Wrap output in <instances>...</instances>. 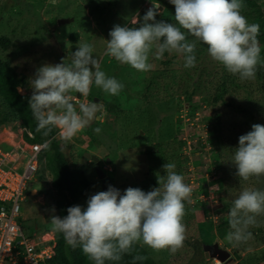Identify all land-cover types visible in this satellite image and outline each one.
Segmentation results:
<instances>
[{
  "label": "rangeland",
  "instance_id": "374dc122",
  "mask_svg": "<svg viewBox=\"0 0 264 264\" xmlns=\"http://www.w3.org/2000/svg\"><path fill=\"white\" fill-rule=\"evenodd\" d=\"M149 1L160 5V0H0V59L10 63L30 81L40 66L62 60L70 63L72 52L79 43H94L93 55L101 70L115 77L124 88L119 95L113 96L93 84L86 96L72 94L77 107L89 103L94 96L104 102L99 121L71 139L73 146L69 153L76 149L79 158L74 161L89 179L87 196L75 205L87 207L88 197L103 191L95 163L84 157L85 152L100 158L101 167L122 192L130 186L145 192L158 187L157 175H165L162 165L173 162L177 173L182 174L185 183L193 189L191 203L185 202L186 239L175 254L168 249L155 251L139 244L158 264H237L241 261L264 264V215L257 217L258 226L250 227L252 238L233 247L226 240L231 230L229 214L220 210L227 206L226 198L233 201L244 188H256L258 180L254 177L248 181L240 180L233 165L225 181L212 183L229 164L225 158L215 156L220 147L213 133L212 115L216 109L220 112L226 134L235 131L242 116L228 110L224 104L212 106L202 91L188 100L181 76H193L194 69L186 70L179 56L170 54L171 62L164 64V56L156 59L150 55L153 68L139 72L105 55L109 32L114 25L138 27L135 21L142 22ZM254 1L264 11V0ZM242 2L241 12L244 13L250 5L247 0ZM159 10L162 11L163 7ZM61 18H73V21L60 24ZM156 20L176 23L174 14L166 12L157 15ZM1 38H8L5 46ZM220 64L210 55H204L197 66L218 71ZM165 71L172 73L167 75ZM248 80L246 82L256 88V78ZM30 86L28 90L19 88V91L32 93ZM96 89L101 90L100 95L94 94ZM107 103L117 106L118 110L108 111ZM255 119L262 121L264 117ZM19 124L20 121L16 122V129L13 128L18 134L23 130ZM13 125L2 126L0 133L4 129L9 131ZM96 128L101 131L97 133ZM6 137L9 139L7 133L0 134V140ZM10 137L13 139L14 136ZM45 164L42 160L36 174L37 181L32 182L31 191L21 202V221L29 233L37 232L38 228L39 234L51 231L57 234L50 218L63 216L56 206L58 195L51 185L53 173ZM260 189L264 190V183ZM219 204H223L222 207L215 208ZM203 206L209 209L204 210ZM199 227L206 230L203 237ZM214 242L231 253V260L222 262L218 258L206 257L203 244Z\"/></svg>",
  "mask_w": 264,
  "mask_h": 264
},
{
  "label": "clouds",
  "instance_id": "9594fccd",
  "mask_svg": "<svg viewBox=\"0 0 264 264\" xmlns=\"http://www.w3.org/2000/svg\"><path fill=\"white\" fill-rule=\"evenodd\" d=\"M175 7L176 23L156 20L160 5L154 4L139 26L114 25L107 39L105 55L139 72L153 68L150 55L163 59L164 53L184 57V67L196 66L197 44L207 45L210 57L241 80L254 79L257 66H264L258 40L260 25L249 23L242 14V0H169ZM152 21V22H150ZM187 30L195 39L189 41ZM94 43H79L71 62L40 66L30 79L32 93L29 107L37 121V131L48 137L54 128L65 141L82 132L95 118V104L73 103V93L88 95L92 85L110 95H119L124 85L101 70L94 57ZM95 131L99 133L100 128ZM49 142L44 141L47 148ZM93 161V160H92ZM235 175L244 181L264 176V125L254 123L251 130L238 138V147L228 161ZM165 175H157L158 187L145 192L128 187L121 194L112 185L79 204L67 208V215L51 216L53 230L63 234L71 248L80 247L93 264L120 261L142 243L155 251L168 249L172 254L186 239L185 202L191 203L192 187L177 173L173 162L162 165ZM112 179V178H111ZM54 211V209H53ZM264 215V190L244 188L233 200L228 215L230 231L226 240L237 247L252 238L250 227L258 226ZM221 246V245H220ZM222 247V246H221ZM147 257L134 256V261Z\"/></svg>",
  "mask_w": 264,
  "mask_h": 264
},
{
  "label": "trees",
  "instance_id": "16d2710c",
  "mask_svg": "<svg viewBox=\"0 0 264 264\" xmlns=\"http://www.w3.org/2000/svg\"><path fill=\"white\" fill-rule=\"evenodd\" d=\"M94 1V0H89ZM250 9L242 13L245 15L249 23H258L260 25V34L258 40L261 47V58H264V11L254 0H247ZM163 10H159V14L168 13L175 14V7L167 0L158 1ZM184 29H182L183 31ZM186 36L189 41L195 39L186 30ZM8 38H1V43L5 46ZM174 53V52H173ZM169 52L164 53V64H169L171 59L170 54L179 56L181 62H184V57L181 54H173ZM209 54L207 52V45L203 43L197 44L196 50V66L193 68H185L186 70L194 69L193 76L182 75L184 81L185 92L184 95L188 100H191L194 94L200 91L204 92L205 98L208 97L212 106H217L219 103L224 104L225 107L242 116V120L235 125V131L225 133L220 112L216 109L212 115L213 133L220 148L215 156L218 158H225L227 162L234 154L235 148L238 147V138L242 134H246L251 130L254 123L264 125V119L258 121L255 118L259 116L264 117V66L258 65L255 74L256 88L252 83H247L250 80H241L238 75L229 73L226 68L220 64L219 70L214 68L207 70L206 68H199L198 63L202 57ZM170 75L172 72H167ZM249 84V85H248ZM30 85L29 78L25 74L19 73L10 63L0 59V128L2 126L12 125L20 121L19 126L25 127L33 133L30 137L27 133L26 139L30 142H44L49 140V146L44 150L42 160L46 162V166L52 171L53 179L52 187L57 193L56 206L60 210L62 216L67 215V208L78 203L82 197L88 194L89 179L83 171L78 168L77 161L79 158L76 149H72V140L65 141L58 138L57 133L59 129L54 128L48 137H44L41 132L37 131V121L35 120L31 109L29 107V99L31 93L26 91L21 93L19 88L28 90ZM256 85V84H255ZM95 89V87H94ZM189 89H192L189 92ZM101 90L96 89L95 95H100ZM207 94V95H206ZM107 110L115 112L118 110L117 106L107 103ZM13 128L16 129V125ZM86 130V128L84 129ZM87 131V130H86ZM77 138V137H75ZM151 150H148L150 152ZM78 155V156H77ZM95 163V162H94ZM223 168L222 174L216 177L212 183L221 184L226 180L227 175L232 169L233 164L228 162ZM42 164V161H41ZM256 178V188H261L264 183V176ZM240 179V178H239ZM241 180V179H240ZM227 206L220 210L229 214L232 207V200L225 199ZM204 210H208V206H203ZM201 236L206 233L205 228L199 227ZM136 255L146 256L147 259L143 261H134ZM53 264H93V262L84 254L80 247L76 249L71 248L66 244L62 233L57 231V249ZM105 264H158L151 254L139 243L134 245L131 254H125L123 258L118 261H106ZM237 264H245L243 261Z\"/></svg>",
  "mask_w": 264,
  "mask_h": 264
},
{
  "label": "built area",
  "instance_id": "2783aa9c",
  "mask_svg": "<svg viewBox=\"0 0 264 264\" xmlns=\"http://www.w3.org/2000/svg\"><path fill=\"white\" fill-rule=\"evenodd\" d=\"M153 3L158 4L149 1L146 8ZM9 130L0 133L9 135L8 140H0V264H53L57 234H39L38 228L29 233L21 221V202L31 191L32 182L37 181L46 148L44 142L28 141L25 133L34 135L25 127L20 134L13 127Z\"/></svg>",
  "mask_w": 264,
  "mask_h": 264
},
{
  "label": "water",
  "instance_id": "95a60500",
  "mask_svg": "<svg viewBox=\"0 0 264 264\" xmlns=\"http://www.w3.org/2000/svg\"><path fill=\"white\" fill-rule=\"evenodd\" d=\"M72 21H73V18H61V19H59L60 24L70 23ZM89 104H95L98 111L95 114V118L88 124V126L86 128H89L90 126L96 124L99 121V118L101 117V115L103 113V108H104V103L101 101V98L98 96H95L93 98V100L91 102L87 103L86 105H89ZM84 157L86 159L93 160V162H95V170L98 174V177L102 181L101 185H102L103 191H106L108 189V186L112 185L115 188L119 189L121 194H123L122 190L114 184L111 177L107 176L104 169L101 167L100 158L97 155L91 154L90 152H85ZM222 205L223 204H219V205L215 206V208L222 207ZM203 249L205 251L206 257H208V258H218L222 262H226V261L231 260V253L228 250H226L225 248L221 247L218 242L205 243V244H203Z\"/></svg>",
  "mask_w": 264,
  "mask_h": 264
},
{
  "label": "flooded vegetation",
  "instance_id": "af4514ba",
  "mask_svg": "<svg viewBox=\"0 0 264 264\" xmlns=\"http://www.w3.org/2000/svg\"><path fill=\"white\" fill-rule=\"evenodd\" d=\"M95 97V96H94ZM93 97V98H94ZM93 98L89 101V102H91L92 100H93ZM102 101V100H101ZM103 102V101H102ZM104 103V102H103ZM106 173V172H105ZM107 174V173H106ZM107 176H109L108 174H107ZM101 180V179H100ZM101 184H102V181H101ZM221 245V244H220Z\"/></svg>",
  "mask_w": 264,
  "mask_h": 264
},
{
  "label": "bare ground",
  "instance_id": "6f19581e",
  "mask_svg": "<svg viewBox=\"0 0 264 264\" xmlns=\"http://www.w3.org/2000/svg\"><path fill=\"white\" fill-rule=\"evenodd\" d=\"M10 131V130H9Z\"/></svg>",
  "mask_w": 264,
  "mask_h": 264
}]
</instances>
